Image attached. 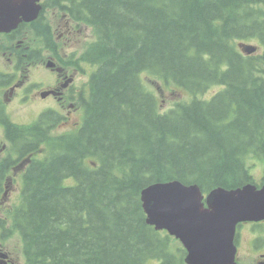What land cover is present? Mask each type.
Listing matches in <instances>:
<instances>
[{
  "label": "trees",
  "instance_id": "1",
  "mask_svg": "<svg viewBox=\"0 0 264 264\" xmlns=\"http://www.w3.org/2000/svg\"><path fill=\"white\" fill-rule=\"evenodd\" d=\"M54 8L95 32L82 60L96 70L77 132L52 135L54 115L31 138L10 133L21 138L16 148L41 142L48 155L22 178L13 226L24 250L47 264H185L183 247L147 225L141 193L170 181L237 188L254 167L247 156L264 165V54L247 59L234 44L258 38L264 47V0H54ZM151 77L192 97L214 83L223 89L163 112L145 85Z\"/></svg>",
  "mask_w": 264,
  "mask_h": 264
},
{
  "label": "flooded vegetation",
  "instance_id": "2",
  "mask_svg": "<svg viewBox=\"0 0 264 264\" xmlns=\"http://www.w3.org/2000/svg\"><path fill=\"white\" fill-rule=\"evenodd\" d=\"M30 4L32 2L29 0H0V264H47L40 257L28 255L26 251L22 255L15 254L11 243L8 244L13 236L6 227L14 207L11 203L14 195L11 185L16 180L18 192H22V169L28 167L27 160L36 162L32 158V151H26L13 157L18 158V162H24L17 166L8 165L7 168L11 147L5 149L2 142L9 144L8 139L12 141L10 133L15 136L24 133L31 138L33 131L38 128L37 125L32 126L31 120L39 113H51L56 100L61 109L70 106L79 111L84 89L78 86V81L85 82L91 77L86 63L77 62V44L83 37L79 34H86L91 28L59 16L54 8V0H42L39 3L42 11L34 20H25L23 16L19 17V21L14 16L1 17L2 14L11 13L12 8L18 5ZM68 63L74 67L71 68ZM53 93H58V96H53ZM28 123L30 127L26 128ZM34 148L36 144H33ZM13 172L20 173L12 177ZM257 172L262 173L260 178L247 174V183L264 186V169ZM262 223H245L240 226L238 234L237 225L238 264H249L240 261V245L247 239L254 247L255 258L251 264H264V249H258L264 246V232L260 227Z\"/></svg>",
  "mask_w": 264,
  "mask_h": 264
},
{
  "label": "water",
  "instance_id": "3",
  "mask_svg": "<svg viewBox=\"0 0 264 264\" xmlns=\"http://www.w3.org/2000/svg\"><path fill=\"white\" fill-rule=\"evenodd\" d=\"M11 11L1 17L14 16L19 21V17L23 16L25 20H30L29 5H18ZM242 47L248 54L256 50L251 46ZM141 200L147 224L155 226L158 231L168 230L180 240L187 250V264H236L237 249L233 243L236 224L264 219V194L260 193L257 198L251 188L235 193L214 192L208 199L210 209L204 208L203 198L196 186H185L178 181L156 183L145 188ZM253 200L261 202L256 206L261 211L259 215L250 214L247 209ZM242 201L245 204L239 210L244 212L238 210L237 218L230 226L225 214L238 209Z\"/></svg>",
  "mask_w": 264,
  "mask_h": 264
},
{
  "label": "rangeland",
  "instance_id": "4",
  "mask_svg": "<svg viewBox=\"0 0 264 264\" xmlns=\"http://www.w3.org/2000/svg\"><path fill=\"white\" fill-rule=\"evenodd\" d=\"M84 27V26H83ZM93 32V31H92ZM80 37H82V39L79 41V43L77 44V47L79 49V51H82L85 44L87 42H89L91 40V30H88L86 32V34L84 33H81L79 34ZM49 37V36H48ZM93 37H94V32H93ZM243 40H236L234 42L236 48L238 49V45L240 42H242ZM250 43L252 45H255L256 46V41L255 40H252L250 41ZM260 49V48H259ZM81 57V55H80ZM91 70L88 69V72H90ZM89 81V79L86 82ZM55 83V81H54ZM83 84V80H79L78 81V86H82ZM88 86V85H87ZM150 88V87H149ZM221 86H213L211 87L206 93V98L208 100L212 99L217 93L218 91L220 90ZM168 91H165L163 94L159 93V92H156L157 94V97L160 99V102L162 105H172L174 104V100L175 99H185V100H189L190 99V96L184 94L183 96L175 91L174 92V89L170 88V87H167ZM174 92V93H173ZM172 93V94H171ZM198 97V96H196ZM194 97V98H196ZM163 101V103H162ZM65 114L66 116L69 118V120L72 122V123H77L79 122L80 124L82 123L83 121V117H84V114L83 112H80V113H77L74 109H72L70 106H67V109L65 111ZM70 123V124H72ZM70 124H67V123H64L62 121H60V128H59V131H56V135H59V134H64V133H70V132H73L77 129V126L74 130H71V129H66L68 126H70ZM71 128V127H69ZM257 160V159H256ZM255 160V161H256ZM259 161V160H258ZM256 161V163L254 164V168H257L259 167V162ZM20 172H13L12 173V177H16ZM260 176V174H259ZM70 183V182H69ZM66 185H67V182H66ZM11 189L13 190L14 192V195L12 197V200H11V203L14 207L20 205V197L18 196V191H19V186L17 185V181L14 180L13 181V184L11 185ZM11 210V209H10ZM261 227V230L262 232H264V225L263 226H260ZM9 230L13 233V236L11 237V239L8 241V244H10V247L11 249L14 250L15 254L17 255H22V249H23V244H22V239H21V236L19 234L18 231H16L15 229H10ZM176 246H181L180 242L176 240V242L174 243ZM259 250H263L264 249V246H260L258 248ZM254 247L252 246V244L249 243V239L245 240V242L240 246V261L242 263H253L254 261ZM151 262H154V263H151ZM160 261H157V260H150L148 262V264H159ZM161 264V263H160Z\"/></svg>",
  "mask_w": 264,
  "mask_h": 264
},
{
  "label": "bare ground",
  "instance_id": "5",
  "mask_svg": "<svg viewBox=\"0 0 264 264\" xmlns=\"http://www.w3.org/2000/svg\"><path fill=\"white\" fill-rule=\"evenodd\" d=\"M31 1V0H30ZM42 0H32L31 2H32V4H30L29 5V10H30V13H29V18L31 19V20H34V19H36L39 15H40V13H41V11H42V7L39 5V3L41 2ZM73 23H77L74 19H73V17L71 16V14L69 13V17H68ZM86 25V24H85ZM87 26V25H86ZM94 32V31H93ZM94 41H95V32H94ZM86 63V66H87V68L88 69H90L91 70V76H92V74L94 73V71L96 70V68L94 67V66H92L91 64H89V63H87V62H85ZM66 65V64H65ZM68 65L72 68V67H74L73 65H71L70 63H68ZM90 79H91V77H90ZM90 79H89V81H90ZM89 81L87 82V84H86V82H83V84H82V87H83V89H84V96H85V94L87 93V91H88V89H89V87L87 86L88 85V83H89ZM77 113H80V112H83V114H84V108H83V105H82V102L80 103V109H79V111H76ZM54 115H49L48 117H53ZM59 119V118H58ZM60 121H62L61 119H59ZM83 120H84V117H83ZM63 122V121H62ZM82 123H83V121H82ZM82 123L80 124L79 122H77V123H72V124H70V126H68L66 129H71V130H74L75 128H76V126H77V129L75 130V131H73V132H70V133H75V132H77L80 128H81V125H82ZM60 126H62V125H60V123L59 124H57L56 125V127H55V129L52 131V135H56L57 133H56V131H59V128H60ZM69 127H71V128H69ZM20 131V130H19ZM20 132H22V131H20ZM23 133V132H22ZM64 134H68V133H64ZM64 134H59V135H57V136H60V135H64ZM19 139H21V138H17L16 139V142L19 140ZM8 142H9V144L11 145V146H14V144L16 143V142H12V141H10L9 139H8ZM15 147V146H14ZM16 148V147H15ZM26 148H28V145H20L19 147H17L16 148V150H13V149H11L10 148V154H11V157H10V160L9 161H7L6 162V166H7V168H8V165H10V166H12V165H15L16 164V166L17 165H20L22 162H24V161H20V162H18V158H16V159H14L13 157L14 156H17V154H22V153H24V152H26V151H32V153H33V150L32 149H30V150H26ZM27 162H28V167L25 169V168H23L22 169V171H23V176L25 175V173L27 172V170H28V168H29V166H30V164H31V161L30 160H27ZM16 169H18V167L16 168ZM66 182H67V185H66ZM70 182V183H69ZM65 183V185L66 186H75L76 184V182H75V179L74 178H72V179H69V180H67V181H65L64 182ZM25 190V189H24ZM23 190V191H24ZM23 191L21 192V195H20V204H22V201H23ZM245 204V201H242V202H240L239 204H238V206H239V208L238 209H236V210H231V211H228V212H226V214H225V216H226V220L228 221V223L230 224V226H232L233 224H234V221H235V219L237 218V215H238V210L239 209H243V205ZM18 207H13V209H12V211L10 212V222H9V225L8 226H6L7 228H10V229H14V226H13V217H14V212H15V210L17 209ZM239 211H241V212H244L243 210H239ZM257 212H261V211H259L258 209H257ZM16 230V229H15ZM16 231H18V230H16ZM21 239H22V244H23V249L25 248V246H24V242H23V238H22V236H21ZM239 263H241V262H239ZM236 264H238V263H236Z\"/></svg>",
  "mask_w": 264,
  "mask_h": 264
}]
</instances>
